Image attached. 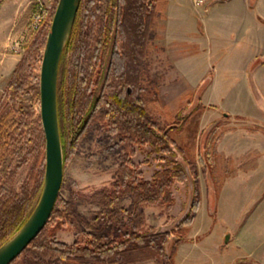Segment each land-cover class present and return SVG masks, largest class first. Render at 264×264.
<instances>
[{"label":"trees","instance_id":"obj_1","mask_svg":"<svg viewBox=\"0 0 264 264\" xmlns=\"http://www.w3.org/2000/svg\"><path fill=\"white\" fill-rule=\"evenodd\" d=\"M166 1L81 0L58 74L64 163L98 119L124 152L109 186L91 193L71 191L67 197L60 193L45 226L10 264H138L149 251L164 264H175L174 248L167 252L166 244L173 234L172 242L175 237L186 240L194 223L200 205L196 165L191 164L195 186L186 216L172 231L147 225L144 206L171 205L173 185L186 178L187 169L175 158L169 129L151 118L136 94L155 18ZM49 27L44 24L33 32L0 93V245L25 223L43 188L46 140L41 117L21 97L30 93L40 101V65ZM146 146L160 160L150 178L132 160L136 149ZM28 162L29 172L19 182V169ZM81 203L97 208L86 216L78 209ZM59 225L75 234L73 242L56 237Z\"/></svg>","mask_w":264,"mask_h":264},{"label":"rangeland","instance_id":"obj_2","mask_svg":"<svg viewBox=\"0 0 264 264\" xmlns=\"http://www.w3.org/2000/svg\"><path fill=\"white\" fill-rule=\"evenodd\" d=\"M17 1L22 7L21 32L11 49L22 56L34 32L28 27L34 3ZM193 3L181 0L162 6L143 56L142 85L136 94L151 118L169 129L175 158L187 169L186 178L173 185L171 205L144 206L146 224L158 231H172L186 216L194 196L192 173L196 168L200 205L187 239L177 241L175 237L172 242L174 234L168 239L166 251L174 248V263L263 264V240L249 234L248 239L255 243L251 248L240 235L246 222L252 230L257 199L259 206H264V2L259 0L258 12L263 15L257 18L259 23L245 16L238 20L232 10L223 7L221 49L204 46L201 41L208 1L200 7ZM248 25L250 32L242 39L241 32ZM9 77L0 79V93ZM21 100L40 114V101L30 93L23 94ZM148 150V146L136 149L132 156L146 178L160 162L159 155ZM123 152L117 139L109 136L103 119L93 121L64 163L60 193L67 197L71 191L91 193L109 186ZM30 164L19 169V182L28 174ZM96 208L90 203L78 205L86 216ZM55 231L60 240L75 239V234L61 225ZM146 257L138 264H164L152 251Z\"/></svg>","mask_w":264,"mask_h":264},{"label":"water","instance_id":"obj_3","mask_svg":"<svg viewBox=\"0 0 264 264\" xmlns=\"http://www.w3.org/2000/svg\"><path fill=\"white\" fill-rule=\"evenodd\" d=\"M80 2L81 0H58L51 19L39 80L40 117L46 140L43 188L25 223L0 245V264H10L39 234L50 218L61 191L64 158L58 118V74L62 52L71 34Z\"/></svg>","mask_w":264,"mask_h":264},{"label":"crops","instance_id":"obj_4","mask_svg":"<svg viewBox=\"0 0 264 264\" xmlns=\"http://www.w3.org/2000/svg\"><path fill=\"white\" fill-rule=\"evenodd\" d=\"M176 1L181 0H167L166 4L170 7L176 3ZM191 1L193 3V0ZM193 4L194 7L201 6V4ZM225 6L234 12L233 16H237L239 18L238 20H242L245 16L259 23L257 18L260 19L261 16H263L258 12L259 0H208V3L204 7L205 12L203 17L205 22V35L201 41L204 46L207 45L210 48L217 46L219 49L223 46V7ZM21 14L22 7L17 0H0V79L3 81L9 77L21 57L20 53H16L11 49L13 44L12 41L15 40L21 32V29H18ZM249 32L250 26L248 25L245 27L244 31L241 32L243 33L241 38L243 39L244 34ZM258 171L261 170L258 169ZM253 211H255L256 216L252 230H250L251 227L249 229L250 225L248 226V222H246L244 225L245 230L241 233L240 238L242 240L244 239L245 245L248 244L247 246L251 248L255 246V243H251L248 239L249 234L252 239L253 237H259L263 240L262 243L260 242V253L264 264V206H259L258 199L257 205L253 208ZM257 244L259 243L256 242V245Z\"/></svg>","mask_w":264,"mask_h":264},{"label":"built area","instance_id":"obj_5","mask_svg":"<svg viewBox=\"0 0 264 264\" xmlns=\"http://www.w3.org/2000/svg\"><path fill=\"white\" fill-rule=\"evenodd\" d=\"M34 8L29 18L28 27L30 30L35 31L44 24L50 25L49 14L53 7L54 0H32ZM208 0H193L196 4L206 3ZM18 44V43H17Z\"/></svg>","mask_w":264,"mask_h":264}]
</instances>
